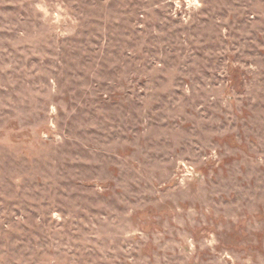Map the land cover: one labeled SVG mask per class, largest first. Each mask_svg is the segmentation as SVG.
I'll use <instances>...</instances> for the list:
<instances>
[{
  "label": "rangeland",
  "instance_id": "374dc122",
  "mask_svg": "<svg viewBox=\"0 0 264 264\" xmlns=\"http://www.w3.org/2000/svg\"><path fill=\"white\" fill-rule=\"evenodd\" d=\"M0 264H264V0H0Z\"/></svg>",
  "mask_w": 264,
  "mask_h": 264
}]
</instances>
